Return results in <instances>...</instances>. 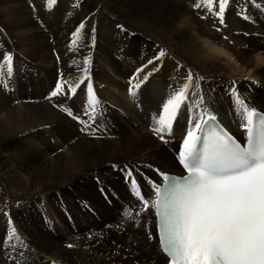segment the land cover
<instances>
[{"label":"bare ground","instance_id":"6f19581e","mask_svg":"<svg viewBox=\"0 0 264 264\" xmlns=\"http://www.w3.org/2000/svg\"><path fill=\"white\" fill-rule=\"evenodd\" d=\"M89 1L56 0L49 8L47 0H0V79H8L5 51L13 52L14 67L10 87H0V166L11 158L0 172L12 173V180L3 179L11 188L56 189L16 206L13 220L0 212V251L1 240L9 237L5 230L15 228L27 250L23 264H167L157 242L154 209H141V197L154 200L162 173L182 174L169 148L178 155L192 121L214 115L242 138L245 121L236 97L264 111V0H230L223 24L206 8H195L198 0ZM98 6L111 26L108 39L100 28H91ZM214 7L218 10V0ZM77 21L84 22L81 36L65 45L62 38ZM163 49L166 65L154 60L155 69L148 65L137 74ZM25 55L34 64H21ZM85 58L90 60L87 73ZM189 71L199 87L194 79L189 99L162 141L152 130L157 113ZM148 73L136 95L130 94V81L137 83ZM85 75L99 101L95 112ZM208 77L215 81L202 79ZM58 81L64 92L49 98ZM77 84L75 93L68 91ZM201 97L204 103L198 104ZM4 144L21 150L24 162L8 152L2 156ZM129 170L140 197L126 179ZM4 258L0 253V264L16 262Z\"/></svg>","mask_w":264,"mask_h":264},{"label":"snow or ice","instance_id":"6c2138e0","mask_svg":"<svg viewBox=\"0 0 264 264\" xmlns=\"http://www.w3.org/2000/svg\"><path fill=\"white\" fill-rule=\"evenodd\" d=\"M215 2L198 0L194 7L206 8L223 24L230 0H218V10H215ZM54 4L56 0H47L49 8ZM83 28L82 23L73 33V44L80 38ZM165 55L159 50L158 55L137 69V74ZM2 59L7 65L8 79H0V87L9 88L14 71L13 55L5 53ZM89 63V58H85V73ZM150 75H144L134 84L130 81V94L136 95L134 89H139ZM85 79L88 81V103L95 112L99 101L93 94L90 77L85 75ZM194 79L199 87L198 78L189 71L186 82L166 100L162 113H157L156 126L152 130L162 141L163 133H171L178 110L189 99ZM78 87L79 84L68 91L75 93ZM62 92L64 84L58 81L49 98ZM203 103L201 97L198 104ZM235 104L245 121L246 144L238 143L216 128L203 136L197 135L209 121L216 119L214 115H209L208 120L192 121L194 127L187 132L178 153L187 175L181 178L166 176V186L155 189V200L141 197V209L156 210L160 248L167 257V264H264V112H258L240 96L236 97ZM65 111L73 115L70 110ZM126 179L136 189L134 194L140 197L138 182L131 170L126 172ZM139 214L137 211L136 215ZM8 239H19L15 228Z\"/></svg>","mask_w":264,"mask_h":264},{"label":"rangeland","instance_id":"374dc122","mask_svg":"<svg viewBox=\"0 0 264 264\" xmlns=\"http://www.w3.org/2000/svg\"><path fill=\"white\" fill-rule=\"evenodd\" d=\"M81 2H87V3H90L89 0H81ZM71 8L75 9V4L73 6H71ZM33 9V8H32ZM103 9H100V6H98L96 8V11L94 10L91 14H93V19L92 21L95 22L94 26L91 28H100V35L102 36H105L107 39L110 35V31H111V26L108 25V22H107V19H106V13ZM72 19V17H71ZM83 21H85L84 19H82ZM83 21H77L76 23H73V28L74 30L73 31H69L65 34V39L62 38V42L65 44V45H74L73 44V40L75 39V37L73 36V33L76 31V29L80 26V24L84 23ZM97 22V23H96ZM100 25V26H98ZM120 26H122L121 24H118ZM88 28H90V26L88 25L87 26ZM104 27V28H102ZM107 27V28H106ZM117 27V26H116ZM83 30V29H82ZM82 30L80 31V36H81V33H82ZM94 32V31H93ZM109 32V34H108ZM89 34V30L87 31V35ZM247 37V35H246ZM95 39V40H94ZM66 40V41H65ZM51 41V39H50ZM77 41V40H76ZM92 43L96 42V37L92 36ZM76 44V43H75ZM157 46H159L161 49L162 48H165L164 46H162L160 43H155ZM57 48V47H56ZM163 51L166 53L167 50L163 49ZM51 52L54 53V57L57 56V53L59 51H57V49L55 48H51ZM4 53H13V52H9V51H5ZM13 55V54H12ZM168 54L166 53V55L164 57H162L160 60V64L162 65H166L168 63V58H167ZM57 59V58H56ZM175 59V58H173ZM22 61H24V63H21L23 64L24 66L27 65V67L29 66V64H34V62L30 61V59H27L26 58V55L22 57ZM174 61H177L176 59ZM60 63V61H58V64ZM61 63L58 65V69H57V74L58 73H61V67H60ZM168 66V65H167ZM6 70V69H5ZM31 77V80H35L36 79V75H31L29 76ZM33 77V78H32ZM204 80H207V81H210V82H213L215 80H213L212 78H202ZM224 80V79H223ZM223 80L219 79L218 82H221L220 84H222ZM253 108H255L256 110L257 109H261V107H258L256 105L253 106ZM61 109V108H60ZM22 116V117H21ZM21 118H24V115L21 114L20 115ZM160 140V139H159ZM164 144V143H163ZM2 145V148H6L7 151H3L1 153L2 156L6 157L7 155V152L8 153H11L13 155V158L16 160V161H20V162H24V157H23V153L21 152V150H14L15 148H13L12 146L10 145ZM166 145V144H164ZM8 146V147H7ZM12 147V148H11ZM13 149V150H11ZM9 150V151H8ZM170 150V153L172 155V157L174 158V156H177V152L174 151L175 153L173 154L172 153V150L169 148ZM5 154V155H4ZM16 155V156H15ZM18 155V156H17ZM174 155V156H173ZM18 157V159H17ZM11 159L10 157L6 159V161L4 162V165H1L0 166V171L3 170V169H8L9 166H6L5 163H11V161L9 160ZM22 160V161H21ZM179 161V159H178ZM12 173H10L9 176H4L1 172H0V212H3L5 214H7L9 216V220H13L14 218V211H15V207L18 206L19 204H21L22 202L24 201H36L39 199V197H44L52 192H54L56 189H52V188H45V189H42L41 191L39 192H27L25 190H18L17 188H11L10 185L7 183V182H4L3 179H5V177H8L9 180H12L13 179V175H11ZM3 176V177H2ZM38 197V198H37ZM26 210H30L29 207H26ZM44 216H45V213H43ZM37 217V215H36ZM46 217V216H45ZM29 218H31L29 216ZM39 220V218H38ZM34 219L32 220V222L30 221V225H34ZM33 223V224H32ZM9 231V228L5 230V234H3L4 236L5 235H10V233L8 232ZM21 241V240H20ZM24 243V242H23ZM9 244V245H7ZM1 246H2V251H0V253H2V255L5 257L4 259L5 260H9L8 262H10L11 260L13 261V259H16V262L13 263V264H23L21 263L22 262V256L24 255V257L26 258L27 255L25 254L27 252L26 248H25V243L23 245V247L21 246L20 242L18 239H12V240H9L8 237H4L2 240H1ZM8 246L7 249H4L5 247ZM12 248V249H11ZM13 255H16V256H13ZM16 257V258H15ZM34 260V258H32ZM27 264H32V262L30 263V261L27 262Z\"/></svg>","mask_w":264,"mask_h":264}]
</instances>
